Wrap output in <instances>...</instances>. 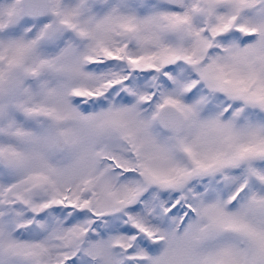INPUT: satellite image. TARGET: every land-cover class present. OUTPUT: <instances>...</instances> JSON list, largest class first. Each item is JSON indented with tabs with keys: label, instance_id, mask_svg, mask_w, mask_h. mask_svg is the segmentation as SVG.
<instances>
[{
	"label": "snow or ice",
	"instance_id": "obj_1",
	"mask_svg": "<svg viewBox=\"0 0 264 264\" xmlns=\"http://www.w3.org/2000/svg\"><path fill=\"white\" fill-rule=\"evenodd\" d=\"M0 264H264V0H0Z\"/></svg>",
	"mask_w": 264,
	"mask_h": 264
}]
</instances>
